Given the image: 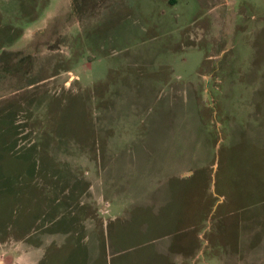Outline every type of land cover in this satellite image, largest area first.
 Segmentation results:
<instances>
[{"label": "rangeland", "instance_id": "rangeland-1", "mask_svg": "<svg viewBox=\"0 0 264 264\" xmlns=\"http://www.w3.org/2000/svg\"><path fill=\"white\" fill-rule=\"evenodd\" d=\"M111 214L124 264L183 223L190 264H264V0H0V264L103 254Z\"/></svg>", "mask_w": 264, "mask_h": 264}, {"label": "crops", "instance_id": "crops-1", "mask_svg": "<svg viewBox=\"0 0 264 264\" xmlns=\"http://www.w3.org/2000/svg\"><path fill=\"white\" fill-rule=\"evenodd\" d=\"M254 179H257V177L254 176ZM205 210H206V203H205ZM118 216L119 215L111 214L109 217V221H105L103 223V231H102V235H103L102 239L104 246L103 254L99 253L97 246L94 243L95 241L94 237L90 236L88 232H86V235L84 234L80 236L79 235L72 236L70 234H66V235L56 234L54 236L40 234L38 237H32L29 240H28L29 235L27 234L26 236H24V243L26 246L25 250L22 253H19L17 256L12 254L14 259L17 260L15 261L14 264H41L42 260L47 255V252L49 250L48 247L51 246V244L63 242V240H66L67 238H71V237H72L71 242L74 241L79 244H84L86 245V247L88 243H92L95 245L96 253L91 254L93 257L90 254H88L87 250L83 254V256L86 257V261H87L86 264H95V260L99 258L100 255H102L105 258V264H124L125 262L122 260L124 253L127 252L130 248H133L135 245L137 246L136 242H138V244L141 243V240H138L140 239L139 233H137V236L134 235L131 238L128 236V233L125 231V225H124L125 223H123L122 225L114 224L115 220H118L120 218V216L119 218ZM140 217L145 218L146 215L141 214ZM167 217L175 221V218H178V213L176 212L175 215L170 213L168 214ZM124 218L126 217L124 216ZM75 222L76 221H73L71 227L73 226V228H76ZM79 223H83V224L78 225L77 227L89 228V222L83 220V222L80 221L78 222V224ZM186 224L187 223H183L180 227H178L177 224H174L172 228H170L165 232L164 230H161L154 234H147L145 237H143L146 238L147 240H151L152 242L154 241L155 250H153V252H156V254L158 255L164 256V260L162 261V264H190V258H189L190 255L188 254H191L189 249L191 248V244H190L191 236H189V239L188 237H185L187 236ZM148 225L149 224H146V227ZM189 227L190 229L192 228L193 230V227H196V225L191 224V226ZM176 231L180 232V234L183 233L185 234L181 235L179 239V244L175 246L176 248L175 247L169 248L168 245L166 252L165 251L166 248L164 246L165 244H159L158 242L161 241L160 239H166L168 243H171L174 240V234ZM167 233L168 235L165 236L164 234ZM199 236H202V232L199 233ZM186 239L188 240L186 241ZM195 245L196 243L193 246L195 247Z\"/></svg>", "mask_w": 264, "mask_h": 264}]
</instances>
